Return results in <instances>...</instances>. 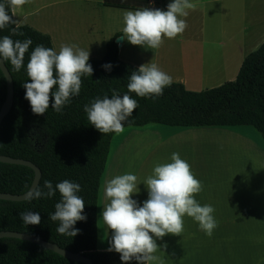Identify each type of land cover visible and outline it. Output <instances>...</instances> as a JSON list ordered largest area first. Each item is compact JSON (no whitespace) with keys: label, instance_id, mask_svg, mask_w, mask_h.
Segmentation results:
<instances>
[{"label":"crops","instance_id":"obj_1","mask_svg":"<svg viewBox=\"0 0 264 264\" xmlns=\"http://www.w3.org/2000/svg\"><path fill=\"white\" fill-rule=\"evenodd\" d=\"M171 2L148 0L150 9L163 11ZM190 2L195 7L187 10V17H181L187 22L182 34L174 39L164 38L158 49L134 46L122 37L119 58L138 68L155 63L172 77V82L182 83L188 90L189 85L212 88L232 79L244 58L264 41V0ZM139 9L143 8L109 6L104 0H39L30 9L23 5L13 18L18 25H31L49 34L57 52L55 41L59 47L75 44L86 50L91 34L87 25L92 30L97 22L114 19L118 26L112 30L107 27L98 39L91 34L92 51L105 47L106 52V42L116 34L123 35L124 13ZM35 13L41 16L39 22L43 28L26 22ZM83 22L88 23L86 27ZM127 50L143 53L146 58H123ZM162 125L150 131L151 150L147 158L166 164L172 162L173 153H179L190 165L194 177L202 182L203 190L194 194V198L201 206L208 204L214 208L218 226L208 237L199 229L198 222L185 215L180 235L153 237L159 249L155 254L164 264H264V140L261 134L252 130V125ZM141 164L137 171L129 172L128 161H121L118 166L121 170L111 173L110 177L133 174L138 179L145 161ZM131 198L142 206L148 196L143 191L132 194ZM109 202L106 198L105 204ZM104 229L106 241L101 248L97 241L100 251H108L112 237L106 225Z\"/></svg>","mask_w":264,"mask_h":264},{"label":"trees","instance_id":"obj_2","mask_svg":"<svg viewBox=\"0 0 264 264\" xmlns=\"http://www.w3.org/2000/svg\"><path fill=\"white\" fill-rule=\"evenodd\" d=\"M104 4L124 8H150L148 0H104ZM8 14L12 15L8 9ZM14 19V18H13ZM9 25L0 29V39L7 35L13 40L31 39L25 54L24 67L13 71L10 62L4 61L14 85L13 104L0 124V155L19 157L32 161L40 168L38 186L44 181L53 186L67 179L81 185L77 193L85 201L82 215L86 220L77 221L74 228L79 229L76 236L59 234V222L49 216L55 211V204L61 199L59 192L52 198L11 201L0 199V231H18L40 237L46 241L73 252H82L93 264H123L120 254L115 251H100L98 241V195L115 133L102 134L87 120L84 105H90L96 98H111L113 90L123 96L136 99L138 107L124 123L126 126H144L152 123L179 126L208 125H252L264 140V41L243 60L234 80L192 91L182 83L172 82L165 87L159 97L142 98L128 92L129 77L138 67L122 61L118 55L116 34L106 42V52L101 59H89L93 68L91 77H82L80 94L72 98L61 113L51 108L44 115L31 111L25 99L24 83L31 82L26 74V65L31 52L37 45L53 48L49 34L43 33L27 24L19 25L15 35ZM110 64L105 70L102 65ZM55 91V86L53 88ZM6 96V80L0 69V108ZM41 131L46 140L37 148L31 130ZM33 170L24 165L0 162V192L21 194L30 186ZM38 212L41 220L38 225H25L21 212ZM0 264H84L68 259L36 243L13 237L0 238ZM128 264H138L129 261Z\"/></svg>","mask_w":264,"mask_h":264},{"label":"clouds","instance_id":"obj_3","mask_svg":"<svg viewBox=\"0 0 264 264\" xmlns=\"http://www.w3.org/2000/svg\"><path fill=\"white\" fill-rule=\"evenodd\" d=\"M30 0H0V29L9 25L15 35L19 25L13 19L17 10ZM195 5L190 0H173L167 10L144 8L126 11L123 16V38L134 46L158 49L164 38L174 39L187 28L189 9ZM8 9L12 15L8 14ZM33 41L29 39L13 40L5 35L0 39V58L10 62L13 71L19 72L24 67L25 54ZM89 48L62 44L59 51L37 45L30 54L26 65V74L31 82L24 83L25 99L29 101L31 111L44 115L51 108L61 113L62 109L80 94L82 77H91L93 68L88 63ZM110 70L111 65H102ZM172 84V77L163 72L157 64L146 63L139 66L129 77L128 92L142 98L159 97L165 87ZM55 86V91L53 88ZM138 102L128 94L120 96L113 90L111 98L94 99L90 105H84L88 122L102 134L124 131V123L133 115ZM171 163L157 164L152 175L147 177L148 198L139 206L132 199L138 192L137 177L133 174L115 176L106 183L105 197L110 201L102 212V219L112 237L108 251L120 254L123 264L135 260L138 264H164L160 256L156 239L167 234L180 235L184 230L183 217L187 215L198 222L199 229L208 237L213 235L218 226L213 213L214 208L205 204L201 206L194 194L203 190L202 182L196 179L190 165L173 153ZM44 189L38 185L26 193L29 201L52 198L57 191L60 201L55 204V211L49 219L59 222L56 231L61 235L74 237L79 229L74 228L77 221L86 220L82 215L85 201L77 193L81 185L67 179L53 186L51 181H44ZM20 218L25 225H38L41 217L38 212H21ZM155 237L156 239H154ZM166 247V246H165Z\"/></svg>","mask_w":264,"mask_h":264},{"label":"rangeland","instance_id":"obj_4","mask_svg":"<svg viewBox=\"0 0 264 264\" xmlns=\"http://www.w3.org/2000/svg\"><path fill=\"white\" fill-rule=\"evenodd\" d=\"M37 4H39V0H30V3H27L26 7L30 9L36 6ZM39 16H40L39 14L35 13L31 15L29 18H27L26 22L34 24L35 26L41 27V23L39 21H42V18L41 16L40 17ZM51 20L53 21L54 19L52 18ZM82 24L84 27H86L88 23L83 22ZM114 26H118V23H116L114 19H111L109 21L104 20L102 22H97L95 26L92 28V30L87 25V29L90 30V33L92 35H95L94 37L97 36V39H98L99 35H103V33L107 31V27H109L112 30ZM91 34L88 35V39H87L88 46L86 48V50L89 48V53H90L89 59H101L105 54V47L101 49H95L94 51H92L91 40L93 41L94 37L92 38ZM118 37H123L122 33H119ZM120 43H118V46L120 45ZM55 44L57 48H60L57 41H55ZM122 57L128 60H136V59L141 60V58H146L143 55V53L138 52L135 54V53H131L128 50H127V53L122 54ZM136 62H139V61H136ZM235 78H236V75L232 77V79L225 80V82L229 80H234ZM206 88H210V87L209 86L203 87L199 85H189V90H193V91H200ZM162 126H163L162 124H157V123H152V124H148L144 126H126L124 127V131L122 133H120L119 135L114 134L112 136L111 143H110V150H109V154L107 158V163H106V167H105L104 173L101 178L99 195H98L97 225H98V247L99 248H101L104 242L106 241V233H105L104 223L102 219V212L106 206L105 204L106 197L104 194V189L106 187L107 181L111 179L110 177L111 173H115L121 170V167H118L119 165H121V161H128L127 168L129 172L132 170L134 171L138 169V167L143 165L141 164V162L145 161L144 168L142 170L139 169V176L137 179V183H138L137 188H138V193L144 191L145 194L148 196V191L146 188L147 185L145 181L147 177H149L153 173L151 171V167L156 166L159 162V161H150V158H147V154L151 150L150 149V143H151L150 142V131L154 128H158ZM250 128L256 131V133H258L257 130L254 129L252 126H250ZM31 136L33 137L35 141L36 147L41 148L46 140V136L37 129L31 130Z\"/></svg>","mask_w":264,"mask_h":264},{"label":"water","instance_id":"obj_5","mask_svg":"<svg viewBox=\"0 0 264 264\" xmlns=\"http://www.w3.org/2000/svg\"><path fill=\"white\" fill-rule=\"evenodd\" d=\"M117 43H120L122 41V37H118L115 40ZM0 69L5 77L6 80V96L5 100L0 108V124L3 120V118L9 113L12 104H13V98H14V85H13V79L8 71L5 63L2 61V58H0ZM0 162H6V163H11V164H19V165H24L28 166L33 170V179L32 182L29 186V188L21 194H14V193H5V192H0V199H5V200H11V201H23L27 200L25 198L26 193L28 191H31L32 188L38 185L40 177H41V171L38 166H36L32 161L26 160L23 158L19 157H10L7 155H0ZM4 237H13V238H19L22 240H26L32 243H36L44 248L50 249L68 259L77 261V262H82L84 264H93V261L90 257L85 255L82 252H73L69 249H64L60 246H58L56 243L46 241L40 237H36L34 235L28 234V233H23V232H18V231H0V238Z\"/></svg>","mask_w":264,"mask_h":264}]
</instances>
